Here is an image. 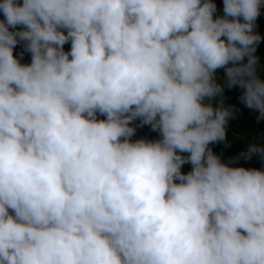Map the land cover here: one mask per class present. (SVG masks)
Instances as JSON below:
<instances>
[{"label": "clouds", "instance_id": "1", "mask_svg": "<svg viewBox=\"0 0 264 264\" xmlns=\"http://www.w3.org/2000/svg\"><path fill=\"white\" fill-rule=\"evenodd\" d=\"M261 6L0 0V264H264V146L209 147L225 87L264 120Z\"/></svg>", "mask_w": 264, "mask_h": 264}, {"label": "trees", "instance_id": "2", "mask_svg": "<svg viewBox=\"0 0 264 264\" xmlns=\"http://www.w3.org/2000/svg\"><path fill=\"white\" fill-rule=\"evenodd\" d=\"M22 2V0H19ZM217 5V12L214 15H223V0H214ZM260 15L256 20V31L261 35L262 39L257 46L256 55L259 57L258 62V75L264 80V0H261ZM0 19H3L2 13H0ZM19 27V26H18ZM65 51L70 49V43L64 45ZM23 51L22 44H18L14 48V55L18 56ZM19 58V57H18ZM22 63L30 62V54L25 52L23 55ZM216 75L221 78L223 83L224 70L217 69ZM243 89L239 87L227 88L224 91V103L226 105H232L237 111L235 118L229 120L227 124V135L224 142L210 144L212 151L216 154H223L226 159H230L236 156L241 151H245L247 144L259 143L264 146V120L257 121L256 117L259 115L258 112L247 108L239 100V96L242 94ZM103 118V117H99ZM139 125V120L133 121V126ZM157 139L159 134L152 131L149 125L143 127H136L135 135L132 137L133 140L138 138ZM186 155V154H184ZM236 166H242L246 168H264V162H261L256 156L249 161L239 160ZM191 169L190 164L182 166L183 172H188Z\"/></svg>", "mask_w": 264, "mask_h": 264}]
</instances>
